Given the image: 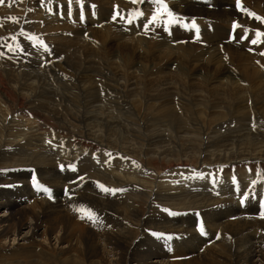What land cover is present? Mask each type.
Listing matches in <instances>:
<instances>
[{
  "label": "bare ground",
  "instance_id": "6f19581e",
  "mask_svg": "<svg viewBox=\"0 0 264 264\" xmlns=\"http://www.w3.org/2000/svg\"><path fill=\"white\" fill-rule=\"evenodd\" d=\"M90 1H93L98 5L100 15L104 16L105 20L103 23L104 26L100 28L102 31L98 29L102 19L99 18V21L93 22V26H95L93 29L96 31L93 37L95 38V36H98V41L101 38L100 41L108 42L110 40L111 42V36L118 37L119 35L117 33L118 31H116L117 26L114 28L109 27L108 21H122V15H118L116 19H113L114 16L112 13L114 8L111 7L110 10L107 11L103 9V4L108 3L110 0ZM127 1L128 0L120 2L118 5L121 8H119L118 5H116V8L118 7L120 11ZM191 1L193 2L185 3L183 5L184 7H181L180 9L179 7L174 8V16L168 21L171 26L174 27L175 31L173 36L168 37L167 40L164 37V27L162 26L161 28L155 22L148 24L146 19H139L138 21L143 22L135 23L133 21L134 23H131V25H122L118 23L119 31L125 32L122 34L123 36L120 35L122 37L117 38L118 41L122 44L124 43V45L128 44L130 47H136L135 49L137 53L139 55H144L145 58L143 61L129 65L130 70L127 75L129 78H133L135 73H137V88L135 87V83L126 84V82L125 84H119L118 82H115L116 75L122 76L124 75V72L127 71H124V66L120 63L110 60L103 61V51L98 53L97 43L95 48L86 49L83 61H80L76 67L73 65V69L76 70L73 75H70V73L66 71V68L69 69L70 64L66 65V68L62 67V62H55V64L48 62L42 65V58L41 60H36L32 65L33 67L31 66L33 71L40 69V73L38 72L39 76L33 74L32 71L30 70V72L28 69L29 72H23V70L21 72L20 69L23 67L19 66L17 68L15 67L16 65H9V70L2 71L1 65L4 63L7 65V61L0 59V72L3 73V75L0 74V112L2 114H0V187L8 184V186L13 189L5 191L4 187L3 189L0 188V264H177L160 262L156 259L150 260L149 255L151 252L145 251L144 253L137 249V245L133 248L132 243L135 239H137L136 243L143 242V237L145 236L146 231L151 232L163 230L165 232L178 233L176 224L166 222L165 220L167 218L165 215L155 219L151 218L150 214H148L143 218L144 215L142 216L138 211L136 205L137 202L135 203L137 198L136 195H133L132 198H128L126 195L123 199L120 197L118 200L98 198L99 195H95L94 197L93 191L88 190V187H91L90 182L86 183L83 189H77L78 191L76 192L74 190V193H78L77 197L74 198L76 202L86 203L91 205V207L94 205L93 207L103 214H106L109 210L112 214V218L121 220L122 225L118 227L119 229L116 228L117 230H115L113 236L109 235V232L103 234L100 233L101 235L99 234L102 239L107 241L108 245L112 246L113 250L108 252V254L103 252L105 251L103 250L104 247H102L100 243H97L99 239L95 240V242L94 239L90 237H94L93 233L82 229L79 224H85L78 222L76 218L75 220L77 223L74 220L57 221L48 215L43 221L42 214L45 212V209L50 208V201L47 196L45 199L40 200L35 194L24 195L21 193H15V189L21 190V188H18L20 183H22V188L28 187L29 185L26 183H29V181L26 179L34 178L36 179V187L34 188L36 194L42 196L47 195L45 191L44 193L42 191L41 194L40 187L47 188L44 184H40L41 181L58 184L59 179L54 177L53 173H57L56 169L59 164L66 161L59 159L56 152V154H53L46 146L43 148L40 146L41 144L39 145L36 142L44 139V135L41 133H39V135L33 133L31 137L29 136L30 140L34 142V146L29 151H23V156L16 157L18 151V153H21V147L26 149L32 143L30 144V142H28V138L19 139L18 129L13 124L14 116L11 115L13 113L18 112L20 116L22 115V118L26 123H34L36 120L33 119L36 118L42 125L41 128H44L45 132H47L49 128H53L56 129L58 133L62 134V136H68L69 140L72 139L73 141L76 140V138L83 140L82 142L88 148L92 147L97 150L99 146L105 147V149L114 154H125L129 157H132L133 155L132 158L134 159L135 156L140 154V151H143L150 160L156 161L159 159L162 162L167 161L171 164L178 163L177 165H181V163L188 161L190 157L193 156L192 154H194V152L191 151L189 147L192 146L194 141L198 140V142H200V140H202L201 142L204 143V145L202 146L201 144L199 151L197 150V160L203 165L229 163L233 168H236L237 166L238 171H243L239 166L244 167L248 165L250 167L251 164H255L256 167L264 169V75L258 69L260 63L254 61L255 59L252 60L251 55H249V57L244 54V51H241L243 48L234 49V47H230L229 44L226 45L229 54L226 53V51H222L219 49V46H217V48L215 47L211 50L212 55L210 58L206 59V61H203V56L201 54L199 58L198 55L197 57L193 56L192 63H189L191 60L187 62L192 54H194L195 50L194 44L191 42H193L192 40L194 39L197 42V38L194 35L192 36L193 38H191L190 35L193 32L189 31V28H186V24H189V22L187 19L181 21V17L186 18L188 15L191 17L197 16L200 18L203 16L205 19H213V17L219 18L222 16L220 21L221 24H215L212 26L213 31L206 29L201 32V38L211 34L212 39L215 40L227 39L231 30V22L235 21L232 10L223 12L222 15H220V13L211 14L210 10L207 9L208 6H206L209 4H202L201 2V4H197V1ZM231 1L234 2V0ZM168 2L169 1H167V5ZM176 2L174 1V3ZM218 2L223 5L229 4V2L227 3L226 1L218 0ZM243 2L246 5L248 4L249 7L250 3H253V5L256 4L253 8L257 11L262 8L261 10L264 13V0H243ZM143 5L146 8H143L142 10H147L146 5L148 4ZM12 6H15V2H9V7L12 8ZM148 6L149 8L160 10L154 0ZM214 6L216 7V5ZM28 10L29 14L31 12L36 16H39L40 13L43 16L45 13V10L37 9L36 7L33 9L29 8ZM16 11H18V9ZM16 11L13 12L16 13ZM140 11L139 14L141 13ZM226 13L231 14V18L227 17ZM151 14L154 15L157 14V12H151ZM74 17L75 16L69 15L66 18L73 20ZM86 17L94 18L95 15L93 10L86 15ZM137 18L139 17L137 16ZM161 19L162 24H164L166 22L164 17ZM24 20H27L26 30H29V23H31L32 19H25L23 14L17 15L16 20L11 21V29L13 31L9 34L12 39L17 36V32L22 28ZM175 21H179L180 23H177V25L174 23ZM6 23L0 22L1 31L9 29V25ZM200 23L201 22L199 21L197 22V24ZM145 24H148L147 28L144 27ZM245 25V23L239 24L237 29H235L234 36L236 39L239 40L241 37L244 38L246 36V32L244 30L241 31V28L245 27ZM105 30L106 32H103ZM183 30H188L189 32ZM130 31L133 34H130ZM74 32L75 31H72V36L66 34L67 31L61 35L62 38L60 39V45H65V48L60 54L66 56L65 58H62V60L71 58L68 56L67 50L73 49V51L75 50L74 52L79 50V46L76 42H80L81 38H74ZM76 32L77 34L79 33L78 31ZM43 33V35L41 34L42 37L40 36L42 41L40 42L41 46H47L48 54L51 55L59 46V38L49 31H44ZM139 34H142L141 37H145V39L139 38ZM83 36L85 37V35ZM28 38L30 39L29 36ZM208 38L209 37H207V39ZM37 40L33 39L35 42H37ZM235 41L236 40H234V42ZM111 44L113 43H110V45ZM222 53L224 54V58L219 57ZM171 55H178L177 57H179V60L173 61V59H175L173 58V62H169ZM15 56L17 57V55ZM186 58L189 59L187 60ZM243 58L248 61L247 64L252 63L253 70H248L250 65L248 67L246 65V67H242V74H235L232 70L233 67L235 70L234 64L238 65L237 63ZM116 59L118 60V58ZM153 59H156L155 61H157V63L155 64L158 68L155 67ZM176 62H180V64L176 66ZM223 62H226L227 65L223 64ZM239 64L245 65L246 63L241 62ZM43 66H46V68L42 69ZM171 67H174V70H171ZM187 68L195 69L193 73H191ZM96 69L97 73L101 76L100 81L95 75H93V73L91 75L84 74L87 71H94ZM49 71H52L50 72L51 76L46 74V72L49 73ZM56 73H61L64 79L72 80V82H69L67 85V92L59 97V100L57 101L58 104H55L56 99L53 98L55 97L54 89L56 86H54L52 80ZM110 73L115 74V76L107 75ZM146 76H148V78ZM198 78H200V80ZM109 79H113L112 83L117 85L116 90L118 93L123 94L122 97L110 93L114 88H111L109 85L105 86L104 84V82ZM145 80L147 81L145 90H148V92L143 91ZM98 83H101V86L97 91ZM153 101H158V103H153ZM174 102H177V105L174 104ZM249 102H251L254 107L248 112V106H246V103L248 104ZM258 104L260 105L258 106ZM1 105L3 107H1ZM200 105H205V109L207 107L212 110L209 114V118L206 117V113H202L204 110L201 112ZM81 106L83 108L82 111L79 110ZM103 106L106 107L104 108ZM14 107H16V109ZM21 107H26V111L25 109L24 111H20ZM107 107L115 108L117 114L113 115L111 109H108ZM220 109L226 110L227 115H221L219 111ZM25 112H29L28 115H31L32 118L26 119L25 117H28V115H25ZM233 114H236V116H233ZM74 117L76 120H74ZM252 120H254L253 126H255V128L250 126ZM204 121H211L213 123L214 129L217 132L215 133L213 131L215 135L202 133V136V134L200 135V133H197L198 125H201L200 127H202V123H205ZM4 122L6 123L4 124ZM163 126H169L170 129L160 130L159 128ZM72 129L74 131H72ZM222 129L230 131L223 134L220 132ZM66 144L67 146L70 145V143ZM140 146H145L147 148L143 149V147L140 148ZM136 148L139 151L136 152L135 155L133 149ZM69 155L71 154L69 153L68 156ZM85 160L82 159L78 163V171H80V174L85 170L83 168L84 165H87L89 169L91 168V164L85 162ZM69 162L70 161H67V163ZM126 163L132 167L135 165L133 162L130 163L129 161ZM125 168L129 170L128 167ZM49 172L52 173L49 174ZM121 172L123 177H117L120 176L119 174L121 173H118L115 176L114 170L111 173L97 172L95 178L102 179L113 186L120 187L128 184L131 179L130 176L124 175L125 172L123 170ZM68 179L69 178L67 177H63L64 185ZM178 179L179 178L176 180ZM191 179L199 180L197 177ZM132 182L136 181L132 180ZM143 185L146 188V193L144 192L145 189H143L141 195L147 196L146 199L149 205L151 201H158V197L164 191V189H162L163 187L161 188L157 182L147 185L144 183ZM31 186L33 187V185ZM242 191L247 190H241V192ZM61 192L59 195H61ZM251 192L252 191H249L248 193ZM248 193L246 194V199H251L252 195H249ZM163 200L166 202V206L172 207L170 208L172 210L185 211L201 208L204 209V212H209V215L205 212V224L208 228H211L214 233L216 229L218 232L219 227L222 226L220 228L221 233L219 238L209 246L212 247L209 250L210 252L207 251L203 253L202 256L197 257L200 258L201 264H211L213 259H217L219 264H222L223 262L218 258L220 257L221 252L226 249H233L236 255L235 259L238 258L237 262L246 264L248 260L245 255L242 256V253L245 250V245L246 248L251 251V253L248 252L250 257H260L263 261L264 237L257 240L256 238L258 237L254 236L255 238H253V240L255 242L252 240L253 243L251 244L247 243V239L239 243V245L237 242L235 245L230 244L234 243V238L237 240L236 238L239 235H245L244 232L248 228L253 230L255 226H258V222L253 221L252 219H248L249 222L247 221L244 223L243 220H239L242 215L241 213L243 212L232 208L235 203L237 204L236 201L234 203L232 200H225V202H222L224 204L219 205L217 204L218 201H214L211 198H204L201 193L198 196L182 195L164 197ZM55 204L57 206L63 205V203H59L58 201L55 202ZM66 204L72 205L73 203L70 200H67ZM214 206H216V208L211 210V207ZM234 210L235 212L232 215V211ZM216 211L222 212L216 213ZM246 211H251L253 215H255L256 207L254 210H250L249 207H247ZM231 217H236V219H234L236 221H230ZM177 218L178 217H174L173 215L171 216L172 220L176 221ZM125 222L129 224L128 227ZM178 222L181 223L179 231H184L186 236L187 234L190 235L191 230L193 231V220L190 217L184 219L179 218ZM183 225H185V227H183ZM259 227H262L264 230V223L262 222ZM56 228L62 229L59 235H57ZM52 234H56L57 236L46 239ZM224 234L229 235L232 240L226 238ZM18 236H20L19 239ZM41 237H43L42 240ZM113 239H115L116 242H113ZM189 239L191 238L189 237ZM193 239L198 241L196 240L198 238L194 237ZM10 241L12 244H10ZM148 244L154 248L150 242H148ZM189 244L191 245L192 242ZM193 245L189 248V252L187 253L191 254L194 252L192 249H195V245ZM199 245H202V242H200ZM161 257L162 254L159 252L158 259ZM168 257L169 256H167V258Z\"/></svg>",
  "mask_w": 264,
  "mask_h": 264
},
{
  "label": "rangeland",
  "instance_id": "374dc122",
  "mask_svg": "<svg viewBox=\"0 0 264 264\" xmlns=\"http://www.w3.org/2000/svg\"><path fill=\"white\" fill-rule=\"evenodd\" d=\"M20 1H21V3H20ZM109 1V0H108ZM118 1V2H117ZM125 0H110L108 3H104L103 4V9L104 10H110V8L111 7H113L112 9H113V13H112V15L113 16H115V17H117L118 15L119 16H121L123 19H122V21H119V20H112L111 22L110 21H108L109 22V27H115V26H117V28H116V31H118L117 33H118V37H122L123 35L122 34H124L125 32H123V31H119V27H118V23L119 24H122V25H126V24H130L131 25V23H142L143 21H138L139 19H146L147 20V22H148V20L150 19V17L153 15V14H151V12L152 13H154V12H158V13H160L161 12V10H156V9H153V8H149V4H151L152 3V1L153 0H140V2H137V3H133L132 2V0H128L126 3H125V6L122 8V9H120V11H119V8H121L118 4H120V2H124ZM146 1V2H145ZM167 1H169L168 2V5H167V7H169V9H170V11H173L174 12V8L175 7H179V9L181 8V7H184L183 5L185 4V3H188V2H193V1H191V0H166V2ZM174 1L176 2V3H174ZM195 1H197L196 3L198 4V3H200L201 1L200 0H195ZM220 1H226L227 3L229 2V4L228 5H223L222 3H219L218 2V0H209V2L207 3V4H209V5H211V7H212V9H209L210 10V12H211V14H219L220 13V15H222L223 14V12H227V11H229V10H226L227 8V6H232V1L231 0H220ZM9 2H15V6L13 7L12 6V8H10L9 7ZM144 2V3H143ZM171 2V3H170ZM183 2V3H182ZM202 3V2H201ZM200 3V4H201ZM8 4V5H7ZM143 4H148V5H146L147 6V10H142L143 8L145 9L146 7L143 5ZM180 6H179V5ZM0 22L1 23H6V24H8L9 25V31L8 30H2L1 31V29H0V59H2L3 61H7V65L4 63V64H2L1 65V70L2 71H6V70H9L10 69V66L9 65H16L15 67H19V66H21V67H23L22 69H20L21 70V72H22V70H23V72L24 71H26V72H29L30 70L32 71V73L33 74H35V75H37V76H39V73H40V69H38V70H36V71H33L32 70V68H31V66L33 65V63L36 61V60H41V57L42 58H44L45 60H43L42 61V65H44L45 63H54L55 64V62H62V67L63 68H66V65H69L70 67H69V69H67L66 68V71L67 72H69L70 73V75H73L74 74V72H76V70H74L73 69V65H75V67L78 65V63H80V61H83V59H84V54H85V51H86V49L87 48H92L93 49V47L95 48V46H96V43H97V49H98V53H101V51H105L104 53L102 52V60L104 61V60H110V61H115L116 63H120V64H122L123 66H124V71H127V72H124V75H122V76H118V75H116L115 76V74H107V75H110V76H115V82H118L119 84H125L126 82V84H129V83H135V87L137 88V86H136V74L137 73H135V75H134V77L133 78H129V76L127 75L128 74V71L130 70L129 69V65L130 64H132V63H136V62H139V61H143L145 58H144V55H139L138 53H137V51H136V47L134 48V47H130L128 44H126V45H124V43L122 44V43H120L119 41H118V37H114V36H111L110 37V39H111V42H110V40L108 41V42H103V41H100V39H99V41L97 40L98 39V36H95V38L93 37L94 36V34L96 33V31H94V29H93V27H95V26H93V22H97V21H99L100 19H102L101 20V22H100V27H98V29L99 30H101L100 28H102L104 25H103V23L105 22V20H104V16H102V15H100V12H99V7H98V5L95 3V2H93V1H90V0H2V2H0ZM109 7V5H110V7L108 8L107 6ZM116 5H118V7L116 8ZM132 5V6H131ZM171 5V6H170ZM175 5V6H174ZM176 5H178V6H176ZM209 5H206V6H208L209 7ZM214 5H216V7L214 6ZM254 5H256V4H254ZM253 5V3L251 4L250 3V7L252 6H254ZM20 6V7H19ZM25 6V7H24ZM136 6V7H135ZM247 6H248V4H247ZM37 8V9H42V10H45V13L43 14V16L41 15V13H40V15L39 16H36L35 14H33V13H31L30 12V14H29V8L31 9H33V8ZM68 7H70V11L68 10V9H66V11L64 10V8H68ZM74 9H73V8ZM221 7V8H220ZM249 7V6H248ZM261 7V6H260ZM5 8V9H4ZM80 8V9H79ZM83 8V9H82ZM149 8V9H148ZM220 9V11H219V9ZM13 12V11H16L17 9H18V11H16V13L15 12H11L10 10ZM14 9H16V10H14ZM116 9V10H115ZM215 9V10H214ZM223 9H225V10H223ZM262 9V8H261ZM260 9V10H261ZM92 10H93V13H94V15H95V17L94 18H92V17H86V15H88L89 13H91L92 12ZM124 10V11H123ZM140 10H142V11H140ZM230 10H232V9H230ZM259 10V11H260ZM3 11H5V12H3ZM74 11V12H73ZM136 11H138V12H136ZM139 11L143 14V15H140L139 14ZM148 11H149V13H148ZM218 11V12H217ZM10 12V13H9ZM125 12V13H124ZM233 12V11H232ZM261 13H263L262 12V10L260 11ZM54 13V14H53ZM58 13H60V14H63V15H65V19H64V21L65 22H63V21H61V18L59 17V15H58ZM130 13V14H129ZM2 14V15H1ZM4 14V15H3ZM20 14H23L24 15V18L25 19H28V18H30V19H32L31 20V23H29L30 24V26H29V30H26V21L27 20H24V23L22 24V28L17 32V36H15L14 37V39H12L11 37H10V34L9 33H11L13 30L11 29V21L12 20H16V16L17 15H20ZM56 14V15H55ZM109 14V13H108ZM107 14V15H108ZM125 14V15H124ZM148 14V15H147ZM227 14V17H229V18H231V14H228V13H226ZM264 14V13H263ZM69 15H72V16H75L74 17V23H68V22H71V20L72 19H68V18H66L67 16H69ZM106 15V16H107ZM135 16V18H134V16ZM139 17V18H137V16ZM233 15H234V12H233ZM141 16V17H140ZM1 17H2V19H1ZM133 17V18H132ZM8 18V19H7ZM100 18V19H99ZM126 18V19H125ZM128 18V19H127ZM202 18V19H201ZM221 18H222V16H220L219 18H217V17H213V19H205L203 16H201L200 18H199V21L201 22L200 24H198V25H201L202 27H203V29L200 31V36H201V32L202 31H204V30H206V29H208L209 30V28H207L206 27V25H205V23L207 24V23H210L211 24V26H213V25H220L221 24ZM233 18H235V17H233ZM76 19V20H75ZM172 18H166V17H164V20L166 21L163 25H159L161 28H162V26L164 27V30L163 31H165V33L166 32H170L171 33V36H168V37H172L173 36V34H174V27H172L171 26V24L169 23V21L168 20H171ZM186 18H183V17H181V21H183V20H185ZM129 20H131L132 22L131 23H129L128 21ZM134 21V22H133ZM202 22H204V23H202ZM175 24H179L180 22L179 21H175L174 22ZM114 24V25H113ZM116 24V25H115ZM177 24V25H178ZM56 25V26H55ZM111 25V26H110ZM182 25V24H181ZM223 25V24H222ZM5 28H6V26H5ZM92 28V29H91ZM97 28V27H96ZM112 28V29H113ZM88 29H89V31H88ZM118 29V30H117ZM236 29H237V27H236ZM50 30H52V31H50ZM82 30H87V31H82ZM189 31H191V29H188ZM188 30H186L187 32H189ZM44 31H49V32H51L54 36H56V37H58L59 38V46H58V48L51 54V55H49L48 53V47L47 46H41V43L40 42H42L41 41V37H42V35L44 34L43 32ZM67 31V33L66 34H68V35H70V36H72V31H75L74 32V38H81V41L80 42H76L77 43V45L79 46V50H76L77 52H74L73 51V49H70V50H67V52H68V56H70L71 58H68V59H63L62 60V58H65L66 56L65 55H63V54H60L61 53V51L65 48V45H60V39L62 38V34H64L65 32ZM76 31H78L79 33L77 34V32ZM102 31V30H101ZM183 31H185V30H183ZM185 31V32H186ZM83 32H86V33H83ZM98 32V31H97ZM103 32H106V30L105 31H103ZM122 32V33H121ZM3 33V34H2ZM4 33H5V35H4ZM9 34V35H7V34ZM32 36H31V35ZM42 34V35H41ZM93 34V35H92ZM7 35V36H6ZM83 35H85V37L83 36ZM92 35V36H91ZM120 35H122V36H120ZM142 34H139V38H142V39H145V37H140ZM165 35V34H164ZM4 36V37H3ZM28 36L30 37V39L28 38ZM41 36V37H40ZM191 36V38H193L192 36H193V33L190 35ZM212 35L210 34V35H208V36H203V41H204V45H201L200 43V38H197V42H196V40L194 39V40H192L193 42H191L192 44H194V47H195V50H194V54H192V56H191V58L189 59V58H186L188 61L187 62H189L190 60V62L189 63H192V59L194 58V57H197V55H198V58L201 56V54H202V59H203V61H206V59H208V58H210V56L212 55V53H211V50L212 49H214L215 47L217 48V46H219V44H222L223 45V47H221V48H219V49H221L222 51H226V53H228L229 54V51L227 50L228 49V47H226V45L227 44H225L224 45V40L225 39H220V40H218V39H212V37H211ZM8 37V38H7ZM207 37H209L208 39H207ZM241 37V36H240ZM17 38H18V40H17ZM92 38V39H91ZM241 38H243V37H241ZM33 39H38L37 40V42H35V41H33ZM212 39V40H211ZM3 40V41H2ZM5 40V41H4ZM9 40V41H8ZM89 40V41H88ZM117 40V41H116ZM147 40H149V39H147ZM150 40H154V39H150ZM214 40V41H213ZM86 41V42H85ZM93 41H95V42H93ZM154 41H156V40H154ZM191 41V40H190ZM207 41V42H206ZM114 42H115V44H114ZM186 42V41H185ZM184 42V43H185ZM222 42V43H221ZM11 43V44H10ZM92 43H94V44H92ZM110 43H113L114 44V47H113V44H111L110 45ZM190 43V42H189ZM28 44V45H27ZM30 44H32V45H30ZM101 44V45H100ZM120 44V45H119ZM208 44V45H207ZM7 45V46H6ZM94 45V46H93ZM118 45V46H117ZM216 45V46H215ZM230 45V47L231 46H233L234 47V49H241L242 47H239V46H236V45H234V44H229ZM2 46V47H1ZM23 46H25V47H23ZM27 46V47H26ZM198 46V47H197ZM102 47V48H101ZM45 48H47V51H45ZM203 48V49H202ZM201 49V50H200ZM208 49H209V51H208ZM28 51V52H27ZM241 51H243L242 49H241ZM107 53V54H106ZM137 53V54H136ZM244 54H246L247 56H249L247 53H245L244 52ZM15 55H17V57L15 56ZM62 55V56H61ZM135 55V56H134ZM27 56V57H26ZM48 56V57H47ZM138 56V57H137ZM178 55H171L170 56V59H169V62H173V61H177V60H179V57H177ZM194 56V57H193ZM206 56H207V58H206ZM15 57V58H14ZM79 59H78V58ZM82 57V58H81ZM118 58V60L116 59V58ZM218 57V56H217ZM219 57L221 58H224V54L222 53V54H220L219 55ZM250 57V56H249ZM27 58V59H26ZM77 58V59H76ZM120 58V59H119ZM143 58V59H142ZM173 58H175V59H173ZM115 59V60H114ZM172 59H173V61H172ZM227 59V58H226ZM120 60V61H119ZM123 60V61H122ZM156 59H153V63L155 64V63H157V61H155ZM244 60V61H243ZM54 61V62H53ZM109 61V62H110ZM16 62H17V64H16ZM68 62V63H67ZM114 62V63H115ZM241 62H244V63H246L245 65H242V64H239V63H241ZM32 63V64H31ZM177 64H176V66H178L179 64H180V62L178 63V62H176ZM248 63V61H246L244 58L240 61V62H238L237 64L238 65H236V64H234V66H235V70L237 71H235L234 70V67H233V71L235 72V74L236 73H241L242 74V72L241 71H243V68L242 67H246V65H247V67L250 65V67H248V70L249 69H252L253 70V66H252V63H250V64H247ZM187 64V63H186ZM223 64H225V65H227L226 64V62H223ZM128 65V66H127ZM240 65H242V66H240ZM6 66V67H5ZM9 68H8V67ZM65 66V67H64ZM238 66V67H237ZM14 67V68H15ZM33 67V66H32ZM155 67L156 68H158L157 66H156V64H155ZM5 68H7V69H5ZM44 68H46V67H44L43 66V68L42 69H44ZM29 71H28V70ZM188 70H190V72L191 73H193V71H194V69L195 68H187ZM240 69V70H239ZM93 70V69H92ZM171 70H174V67H171ZM30 71V72H31ZM251 71V70H250ZM39 72V73H38ZM50 72H52V71H49V73H47L46 72V74L48 75V76H51L50 74ZM44 73H45V71H44ZM93 73V75H95L98 79H99V81H100V79H101V76L97 73V69L96 70H94V71H87L86 73H84L85 75H91ZM0 74L1 75H3V73H1L0 72ZM126 74V75H125ZM199 74H200V72H199ZM61 75V76H60ZM83 75V74H82ZM106 75V74H105ZM188 76H191V75H188ZM147 78H148V76H146ZM145 77V78H146ZM126 78V79H125ZM135 78V79H134ZM147 78H146V80H147ZM121 79V80H120ZM199 80H200V78H198ZM127 80V81H126ZM144 81V86H143V91L144 92H148V90H145L146 89V84H147V81ZM112 81H113V79H109L108 81H105L104 82V84H105V86H107V85H109V86H111V88H114V89H112L111 91H110V93H113V94H115V95H117V96H121L122 97V95L123 94H120V93H118L117 92V90H116V86L117 85H114V83H112ZM52 82H54V86H56L55 87V97H53V98H55L56 99V103L55 104H58V100H59V97L60 96H63L66 92H67V88H68V84H69V82L71 83L72 82V80L71 79H64V77L62 76V74L61 73H56L55 75H54V77H53V80H52ZM101 86V83H98V87H97V91H98V89H99V87ZM60 87V88H59ZM48 88H50V87H48ZM62 89V90H61ZM61 91V92H60ZM108 91V90H107ZM115 92V93H114ZM99 96V95H98ZM99 98H100V96H99ZM124 98V97H123ZM153 103H158V101H153ZM174 104H176L177 105V102H174ZM260 104H258V106H259ZM205 105H200V110H201V112L202 113H206V117L207 118H209V114H210V112L212 111L211 109H208L207 107H206V109H205V107H204ZM246 106H248L247 107V111L249 112L251 109H252V107H254V105L251 103V102H249L248 104L246 103ZM1 107H3L2 105H1ZM17 107V106H16ZM16 107H14L15 109H16ZM104 108L106 107V106H103ZM220 107H221V105H220ZM108 109H111V112L113 113V115H116L117 114V111H116V109L115 108H109V107H107ZM24 109H25V111H26V107H21V109H20V111H24ZM2 110H3V108H2ZM80 111H82L83 110V108H82V106L80 107V109H79ZM218 110V109H217ZM220 111V113H221V115H224V114H226L227 115V112H226V110H222V109H220L219 110ZM222 111V112H221ZM116 112V113H115ZM18 112H16V113H13V114H11V115H13L14 116V126H16L17 127V129H18V137H19V139H25V138H28V142H30V146L29 147H27L26 149H23L22 147H21V150H20V152L21 153H18L17 152V154H16V157H20V156H23V154H22V152L23 151H29L33 146H34V142L33 141H31L30 140V137H31V135L34 133V134H36V135H39V133H41V134H43L44 135V139L42 140V141H36L41 147H47L48 148V146H49V148H48V150L51 152V153H53V154H56L57 153V157L59 158V159H63V160H65L66 162L67 161H70V158L72 157V156H74L75 154L76 155H78L79 154V152H78V148H79V146H77L76 147V144L74 143V142H80V143H82L83 145H84V147H85V149H89L82 141L83 140H80V139H77L76 138V140H73L72 141V139L71 140H69L68 139V136H66V135H63L62 136V134H60V133H58V131L56 130V129H53V128H49L48 129V131L47 132H45L44 131V128H41L42 127V125L40 124V122L35 118V119H33V120H36L34 123H26L24 120H23V118H22V115L20 116V114L18 113ZM27 113H29V112H27ZM208 113V114H207ZM0 114H1V112H0ZM16 114V115H15ZM2 115V114H1ZM0 115V116H1ZM18 115V116H17ZM20 116V117H19ZM201 116H202V114H201ZM204 116V115H203ZM233 116H236V114H233ZM28 117H32L31 115H28ZM22 118V119H21ZM203 118V117H202ZM2 119V118H1ZM27 119V118H26ZM74 120H76V118L74 117ZM209 120V119H208ZM205 123H202L203 124V126L202 127H200L201 125H198L199 127H198V131H197V133H200V135L202 134V133H204V134H208L209 133V135H215L214 133H213V131L215 132V133H217L216 132V130L214 129V126H213V123L211 122V121H204ZM6 122H4V124H5ZM246 123V122H245ZM18 124V125H17ZM20 124V125H19ZM80 124V123H79ZM210 124V125H209ZM36 126V127H35ZM82 127V126H81ZM189 127H191V126H189ZM254 128H255V126H253ZM135 129V128H134ZM160 130H169L170 128H169V126H163V127H161V128H159ZM214 129V130H213ZM55 130V131H54ZM239 130H241V129H239ZM72 131H74L73 129H72ZM230 130H226V129H222V130H220V132L221 133H223V134H225V133H227V132H229ZM32 132V133H31ZM231 132H234V131H231ZM51 133V134H50ZM29 134V135H28ZM50 134V135H49ZM59 134V135H58ZM30 136V137H29ZM45 136H47L48 138L46 139L45 138ZM55 136V137H54ZM62 136V137H61ZM78 136H80V135H78ZM202 136H203V134H202ZM52 137V138H51ZM81 137V136H80ZM55 138H58L59 140H58V145H57V148H56V151H53L52 149H50L53 145H54V142L53 141H55ZM45 139H46V143H45ZM17 141H18V138H17ZM202 140H200V142H198V140H196V141H194V143L192 144V146H190L189 148L191 149V151H193L194 152V154H192V153H190V154H192L193 156H191L190 157V159L188 160V161H184L183 163H181V165H177L178 163H175V164H171V163H168L167 161H160L159 159H157L156 161L155 160H150V158H148L147 157V155L146 154H144V152L142 151H140V154H138L137 156H135V159L134 158H132L133 157V155H132V157H129V156H126L125 154H116L115 153V155H120L121 157L120 158H123L124 159V161L123 162H127V161H129L130 163L131 162H133V164H135L134 166H136V167H134L133 166V168L136 170V172L135 171H132V170H127L126 168H124V169H122L125 173H124V175H128V176H130V180H129V183L128 184H125L124 186H120L121 188H126V193H124V195L122 196V199L127 195V197L128 198H132L133 197V195H136L137 196V198H136V200H135V203H136V205H137V209H138V211L142 214V216H143V218L144 217H146L148 214H150V216H151V218H158V217H160V216H164L165 215V217H166V215H169L170 217L173 215V213L174 212H172V209H170V208H172V207H170V206H166L165 205V201L163 200V198L164 197H171V196H182V195H195V196H198L200 193H198V194H193V193H187V192H185L186 191V189H184V188H181L182 187V185H180V186H178L177 187V184L175 183L176 182V179L177 178H179V172L181 173V171H184V170H192L194 167H201V166H212V165H203V164H201L200 162H199V160H197V152L199 151V149H200V147H201V144H202V146L204 145V143H202L201 142ZM48 142H52V143H50V144H48ZM66 143H70V145L69 146H67V144ZM142 143H144V142H142ZM144 145H146V144H144ZM67 147V148H66ZM100 147V146H99ZM98 147V148H99ZM141 147H143V149L144 148H147V147H145V146H140V148ZM153 147H155V146H153ZM173 147V146H172ZM42 148V149H43ZM68 149H70L71 150V152H70V154H72V155H69L68 156V151H65L64 153H62V154H58V153H60V152H62V151H64V150H68ZM134 151H135V155H136V152H138L139 150L136 148V149H133ZM198 150V151H197ZM56 152V153H55ZM130 152V151H129ZM125 153V152H124ZM131 153V152H130ZM22 154V155H21ZM123 155V156H122ZM131 155V154H130ZM146 155V156H145ZM140 156V157H139ZM142 156V157H141ZM145 156V157H144ZM125 157V158H124ZM128 157V158H127ZM119 158V159H120ZM141 158H142V160H141ZM146 158V159H145ZM118 159V160H119ZM126 159V160H125ZM136 161V162H135ZM147 161H149V162H147ZM191 161V162H190ZM85 162H88L87 161V159L85 160ZM89 163V162H88ZM192 165H191V164ZM199 163V164H198ZM150 164V165H149ZM190 164V165H189ZM138 165V166H137ZM149 165V166H148ZM177 165V166H176ZM91 166V168L89 169L88 168V166L87 165H84L83 166V168L85 169H83L84 170V172L83 173H81V174H84V173H88L89 174V176H91V177H93V178H95L96 176H97V171H95V170H93V167H92V165H90ZM143 167V168H142ZM151 167H153V168H151ZM250 167L251 168H253V169H255V164L253 165V164H251L250 165ZM95 169V168H94ZM141 170V171H140ZM243 170V169H242ZM56 171H57V169H56ZM179 171V172H178ZM263 171H264V169H263ZM112 172V171H111ZM111 172H108V173H111ZM135 172V173H134ZM238 172H240V173H244V171H238ZM50 173H52V172H49V174ZM96 173V174H95ZM118 173H121V174H119L120 176H117V177H123V174H122V172L120 171V172H117V171H114V174H115V176L118 174ZM177 173V174H176ZM247 173H248V169H247ZM174 174V175H173ZM197 175V176H196ZM53 176L54 177H57L58 179H59V183L58 184H53V183H48V182H46V181H41V183L40 184H44L46 187H47V189H48V185H50V186H52L55 190H56V192H57V194H58V196H59V193L62 191L61 190V188L63 189V187H64V181H63V177L64 176H62V174L60 175V173H58V171H57V173H53ZM187 178H199V181H201V183L203 184V186H207V187H210V185L211 184H213L212 182H210L206 177H203L201 174L199 175V174H195V175H191V174H186L185 175ZM249 176H251V174H249ZM67 177V176H66ZM243 177V176H242ZM67 178H69L68 180L70 181V179L72 180L73 178H75V176L74 175H71V176H68ZM48 179H49V177H48ZM132 180H135L136 182H132ZM159 180V181H158ZM144 181H146V182H144ZM145 183V185H147V184H150V183H153V182H157V184H159L160 185V187L162 188V189H164V191L161 193V195L158 197V201H156L155 202V200L154 201H151L150 202V205H149V203L147 202V199H146V197L147 196H144V195H141V192L143 191V189H145L144 190V192L146 193V188L144 187V183ZM170 183V184H169ZM27 185H29L28 187H26V188H22V187H20L21 188V190L20 189H15V193H21V194H24V195H30V194H35L36 195V197H38V199H45L46 198V196L47 195H44V196H42V195H38V194H36V191H35V189L31 186V184L30 183H26ZM48 184V185H47ZM236 185V190L237 191H240L241 192V190H248V192L249 191H252L251 190V188L249 189H246L245 187H242V184L241 185H239V184H235ZM166 186V187H165ZM200 186H202V185H200ZM203 186H202V189H203ZM245 186H247V187H250L249 185H247V184H245ZM32 187V188H31ZM228 188V187H227ZM226 187H224V189H223V187L220 189V190H225V191H221V197H219V198H213V197H210V196H208L207 194H205V193H201V195H202V197H204V198H211L212 200H214V201H218V203L217 204H224V203H222V202H225V200L227 201V200H232V202L234 201V203H235V201L236 200H234L233 199V197H232V195H231V193L229 192V190L227 189ZM31 189V190H30ZM40 189H41V194H42V189H43V187L41 186L40 187ZM129 189V190H128ZM78 191V190H77ZM24 192V193H23ZM225 192V193H224ZM43 193H44V191H43ZM165 193V194H164ZM78 194V193H77ZM146 195V194H145ZM224 195V196H223ZM39 197H41V198H39ZM94 197H95V194H94ZM223 197V198H222ZM225 198V199H224ZM37 199V200H38ZM197 199V198H196ZM61 202V203H63V205H56L55 204V202ZM64 201V202H63ZM73 204L72 205H67L66 204V201L65 200H59L58 198L56 199L55 198V201L54 202H51L50 201V208H51V210H50V208H48V209H45V212L42 214V220L44 221L45 220V218L46 217H48V215H49V217L51 216L52 218H54L55 220H74L76 223H77V221L75 220V217H74V215H72L70 212H71V210H70V207L71 206H78L79 204H82V203H78V202H76L75 201V199H71L70 200ZM254 201V202H253ZM159 202V203H158ZM164 202V203H163ZM244 202H246V203H248V207H249V209L250 210H254L255 209V200L253 199V198H251V199H246ZM161 203V204H160ZM216 204V205H217ZM157 205H160V208H163V209H161L160 210V212H159V208H157ZM228 205V204H227ZM62 206V207H61ZM68 206V207H67ZM89 206H91V205H89ZM94 206V205H93ZM91 207V208H89L90 210H92L93 212L95 211V212H98L99 214H100V211L99 210H97V209H95L94 207ZM233 209H235V210H237V211H239V208H238V206H237V204L235 203L234 204V206L232 207ZM93 209H95V210H93ZM130 210V209H129ZM235 210L234 211H232V215L234 214V212H235ZM223 211H227V210H223ZM172 212V213H171ZM206 212V211H205ZM203 213V215H204V220H205V217H206V213ZM217 212H222V211H216V213ZM51 213V214H50ZM55 213V214H54ZM116 213V212H115ZM63 214V215H62ZM71 214V215H70ZM208 215H209V212L207 213ZM242 215H241V217L239 218V220H243V223L244 222H249V220L250 219H252L253 221H257L258 222V226H255V228L252 230V229H250V228H248L245 232H244V234L245 235H243V234H241V235H239L236 239L237 240H235V238L233 239V241H234V243H230V244H232V245H235V243L237 242V244L239 245V243H241L242 241H244V240H246V241H248L247 243H249V244H251V243H253V238H255L254 236H257L258 238H256L257 240L258 239H261V238H263L264 237V230H263V228L262 227H259L260 225H261V223L263 222L264 223V217H256V215H253V213L251 212V211H246V212H243V213H241ZM45 215V216H44ZM104 216H106L105 218H103V221H104V226L100 229V230H93V226H88V225H82V224H79V226L82 228V229H84L85 231H88V232H91V233H93V235H94V237L93 236H90L92 239H94V241L95 240H98V242L97 243H100L101 245H102V247H104L103 248V250H105V251H103V252H105L106 254H108V252H110V251H112L113 249H112V246H110V245H108V243H107V241H105L104 239H102V237H100V235L101 234H103V233H105V232H109L108 234L109 235H111V236H113V233H115V230H117V229H119L118 227H120L121 225H122V222H121V220L120 219H118V220H116V219H114V218H112V214H111V212L108 210L107 212H106V214H103ZM156 215V216H155ZM245 215H249V216H251V217H249V218H246V217H243V216H245ZM59 216V217H58ZM62 216V217H61ZM111 218V219H110ZM179 218H181V219H184V218H182V217H178L177 219H176V221L175 220H172V219H166L165 221L166 222H169V223H171V224H176V227H177V230H178V234H180V235H182V236H185L186 237V239L184 238V240H182V241H180V242H178V241H176L175 239L174 240H169L168 241V243H169V245L171 246V247H169V248H171L172 249V252H170V254L169 253H165V252H163V251H161V248L160 247H157V245L159 244V243H161V240H159V239H157L156 241H150V239H149V237H148V239H147V236H146V234H145V236L143 237V242H141V243H136L137 242V239H135V241L132 243L133 244V248L134 247H136V245L138 246L137 247V249H139L140 251H142V252H144L145 253V251L146 252H151V254L149 255L150 256V260L151 259H156V260H158V261H160V262H166V263H177V264H201L200 263V258H197V257H200V256H202L203 255V253H205V252H207V251H209L212 247H206L205 249H204V251L202 252L201 250H199V249H201V246L206 242V241H202V240H200L196 235H195V233H194V229H193V231L191 230V233H194V234H191L190 233V235H188L187 234V236L184 234V231H182V232H180L179 231V229H180V225H181V223L180 222H178V220H179ZM110 219V220H109ZM249 219V220H248ZM152 220H154V219H152ZM193 220V219H192ZM246 220V221H245ZM174 223H173V222ZM230 221H236V220H234L233 219V217H231V219H230ZM262 221V222H261ZM126 223V222H125ZM205 223H206V220H205ZM126 225H127V227L129 226V224L128 223H126ZM125 225V226H126ZM183 227H185V225H183ZM205 227H206V229L208 230V232L210 233V235H211V240H213L214 239V236L215 235H217V234H219L220 235V233H221V231H220V228L222 227H219V230H218V232H217V229H216V231H215V233H214V231L211 229V228H208L207 227V225L205 224ZM117 228V229H116ZM150 229V228H149ZM184 229H186V228H184ZM62 229H60V228H56V231H57V235H59L60 234V231H61ZM101 230H103V231H101ZM59 232V233H58ZM149 232V231H148ZM152 232V231H151ZM248 232V233H247ZM263 232V233H262ZM101 233V234H100ZM172 233H175V232H172ZM100 234V235H99ZM247 234V235H246ZM56 234H52V235H50L49 237H47L46 239H48V238H50V237H56L57 236ZM192 235V236H191ZM261 235V236H260ZM224 236L226 237V238H230L231 240H232V238L229 236V235H225L224 234ZM252 236V237H251ZM19 237L20 236H18V239H19ZM189 237L191 238V239H189ZM195 237V238H198V239H196V240H198V241H195L193 238ZM101 238V239H100ZM245 238V239H244ZM251 238V239H250ZM43 239V237H41V240ZM264 239V238H263ZM210 240V239H209ZM209 240H207V241H209ZM240 240V241H239ZM253 240V241H252ZM113 242H116L115 241V239H113L112 240ZM171 241H173V242H171ZM250 241V242H249ZM96 242V241H95ZM94 242V243H95ZM148 242H150V244L151 245H153L154 246V248L152 247V246H150L149 244H148ZM185 242V243H184ZM190 242H192V244L190 245L189 243ZM200 242H202V245H199V243ZM255 242V241H254ZM10 244H12L11 243V241H10ZM195 245V249H192V251L194 250V252L193 253H187V252H189V248H191L192 247V245ZM213 244V243H212ZM229 244V245H230ZM176 245V246H175ZM181 245H182V247H181ZM193 245V246H194ZM178 246H179V248H178ZM211 246V245H210ZM226 246H228V245H226ZM140 247V248H139ZM181 247V248H180ZM156 248V249H155ZM184 248V249H183ZM148 249V250H147ZM158 249V250H157ZM183 249V250H182ZM176 251V252H175ZM263 251H264V246H263ZM159 252L162 254V257L161 258H159L158 259V254H159ZM210 252V251H209ZM248 252L249 253H251V251H249L247 248H246V245H245V250L243 251V253H242V256H246V258H247V260H248V262L246 263V264H264V256H263V261L261 260V258L260 257H257V258H255V257H250L249 255H248ZM152 253H153V255H154V257H153V255H152ZM176 254V255H175ZM175 255V256H174ZM105 256V255H104ZM167 256H169L168 258H167ZM171 256V257H170ZM235 251L233 250V249H230V250H228V249H226V250H224L223 252H221V255H220V257L218 258L219 260H221V262H223L222 264H243L242 262H237V260H238V258L237 259H235ZM157 257V258H156ZM196 257V258H195ZM192 258H195V259H192ZM257 260H259V261H257ZM170 261H172V262H170ZM134 262H136V261H134ZM132 263V262H131ZM211 264H219V261L217 260V259H213V261H212V263Z\"/></svg>",
  "mask_w": 264,
  "mask_h": 264
},
{
  "label": "snow or ice",
  "instance_id": "6c2138e0",
  "mask_svg": "<svg viewBox=\"0 0 264 264\" xmlns=\"http://www.w3.org/2000/svg\"><path fill=\"white\" fill-rule=\"evenodd\" d=\"M0 2H2V0H0ZM132 2H133V3H137V2H140V0H132ZM154 2H155L157 5H159L161 8L167 10V5L163 4V0H154ZM237 7H240L239 0H237ZM141 15H143V14L141 13ZM158 15H159L158 12H157V14L152 15V16L150 17V19L148 20V24H152V23L156 22L157 19H158ZM167 15H168L169 17H172V13H171L170 11H167ZM113 19H116V17L114 16ZM128 22L131 23L132 21L129 20ZM148 24H145L144 27L147 28V27H148ZM236 27H237V25L234 23L233 28L235 29ZM192 28H193V29H196L197 32H198V29H197V27H196L195 21L192 22ZM261 35H262V33H261L260 31H257V32H256V36H257V37H260ZM245 39H246V37H245ZM250 43L253 44V45H255V44H257V40L253 39V40L250 41ZM45 51H47V48H45ZM262 55H264V53H262ZM42 190L45 191V192L48 191L47 188H43ZM106 191H107V189H106ZM112 191L115 192L116 190H112ZM243 202H244V200L242 199V200H241V203H243ZM261 206L264 207V201L261 202ZM89 218H91V217H89ZM168 238L171 239V236H169Z\"/></svg>",
  "mask_w": 264,
  "mask_h": 264
}]
</instances>
